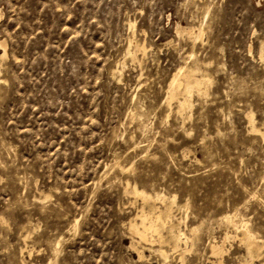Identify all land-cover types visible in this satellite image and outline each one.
<instances>
[{"label": "rangeland", "instance_id": "rangeland-1", "mask_svg": "<svg viewBox=\"0 0 264 264\" xmlns=\"http://www.w3.org/2000/svg\"><path fill=\"white\" fill-rule=\"evenodd\" d=\"M0 42V264H264V0H0Z\"/></svg>", "mask_w": 264, "mask_h": 264}, {"label": "bare ground", "instance_id": "bare-ground-1", "mask_svg": "<svg viewBox=\"0 0 264 264\" xmlns=\"http://www.w3.org/2000/svg\"><path fill=\"white\" fill-rule=\"evenodd\" d=\"M184 31L185 32L187 31L188 32L187 34L190 36H195V38H199V36L201 35V31L199 32V35H195L196 33H195L194 29H189V30H184ZM194 40H196V39H194ZM0 46H3V48H4V54L1 57L3 59L7 54L6 44L3 42H0ZM133 51H134L133 53L132 52H130V53L128 52V53H129V55L132 56L130 58H133L134 60H137L139 55L145 54V48L144 47L136 46L135 50H133ZM203 85L208 86V85H206V82H205V80H203V78H198L195 69H191V68H187V67H181L174 74V76L171 80V83H170L169 89H168V99L170 101L177 100L178 105H179V110L182 111V113H183V112L187 111V109L191 108V100L190 99L192 97V94L195 92L202 94L204 88H206V87L203 88L202 87ZM205 90L207 91V89H205ZM252 128H253V126H252ZM131 193L137 197H141L142 200L144 199V201L147 203H150L155 199L156 200H162L165 203L168 202L165 197H161V196L153 197L152 195L146 193L143 190L138 189L137 187H132ZM150 204H149V206H150ZM167 204H168L167 206L165 205L166 209L164 210V212L158 214L157 216H154L151 214H146V213L142 212L140 226L136 222L132 223L131 224V231L134 234L138 235L141 238V240H143L145 242L146 241H153L154 237L155 238L157 237L160 241H162L164 238H163V235L161 234V228L165 227V225H168L167 221L170 222L171 217H173L172 216L173 215L172 206H169V205L175 204V199H173L170 204L169 203H167ZM227 220H228V223L233 224V225L235 224L232 217H227ZM173 224L171 226V234H170L169 238L167 237L166 240L167 241L170 240V243L175 247V249H177L180 246L179 243L181 242L182 236L184 234L182 233V230L175 231V228H177V227H175L174 226L175 224L174 225ZM244 224L241 227V228H243L242 229L243 237H242L241 241L245 245L243 243L242 244L244 246H246L245 249H247L246 252H249L248 254H251V255L257 254V256L260 257L261 253H262L261 251H263L261 249L264 246V243L262 241L263 245H261V242L258 240V238ZM230 226H232V225H230ZM160 241L158 243H164V242H160ZM167 241H165V242H167ZM187 241H188V239H187ZM222 250H223L222 247L215 246L213 248V255L217 254V256H218V255L222 254V252H223ZM177 252H178V250H177ZM141 256H143V255H141ZM251 259H252V256H251Z\"/></svg>", "mask_w": 264, "mask_h": 264}]
</instances>
